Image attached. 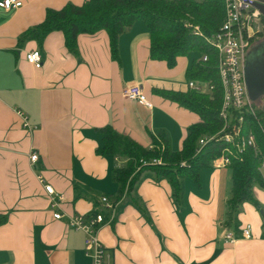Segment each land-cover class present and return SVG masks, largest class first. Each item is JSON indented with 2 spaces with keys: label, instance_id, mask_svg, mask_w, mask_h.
Returning a JSON list of instances; mask_svg holds the SVG:
<instances>
[{
  "label": "crops",
  "instance_id": "0c3cea01",
  "mask_svg": "<svg viewBox=\"0 0 264 264\" xmlns=\"http://www.w3.org/2000/svg\"><path fill=\"white\" fill-rule=\"evenodd\" d=\"M67 2L84 0L0 6V215H7L0 223V264H93L85 231L68 219L98 204L105 217L99 237L112 264H264V184L253 189L258 204L244 200L228 221V164L212 161L198 177L185 175L179 193L168 177L146 169L131 191L119 195L114 170L126 159L98 152L99 128L112 125L145 146L166 134L170 146L181 149L201 116L163 91L190 89L193 57L181 55L174 66L151 57L143 20L120 34L116 57L105 29L80 33L78 54L62 30L49 32L42 44L21 39L47 8ZM36 48L43 57L39 67L27 59ZM133 84L143 86L152 106L124 95ZM44 183L64 193L62 218L54 217ZM103 195L113 206L102 203ZM248 224L250 237L243 234ZM228 230L234 241L226 239Z\"/></svg>",
  "mask_w": 264,
  "mask_h": 264
},
{
  "label": "trees",
  "instance_id": "16d2710c",
  "mask_svg": "<svg viewBox=\"0 0 264 264\" xmlns=\"http://www.w3.org/2000/svg\"><path fill=\"white\" fill-rule=\"evenodd\" d=\"M224 18V0H84L81 4L67 2L60 8H47L45 18L23 32L22 40L36 39L42 44L49 32L62 30L67 47L78 54L80 33L105 29L110 36L112 54L116 57L120 34L127 26L143 20L150 32L151 57L166 60L174 66L179 56L191 55L193 60L187 70L189 79L214 84L213 89L206 91L191 87L187 91H163L201 116L199 122L189 126L181 149H173L166 134L154 136L152 145L145 146L112 125L99 128L102 144L98 152L126 159L114 170L120 183L119 195L125 189L131 191L146 169L168 177L179 193L182 177H198L199 171L210 166L222 152L223 140H212L200 146L199 138L223 127L219 114L223 87L217 68V51L207 37L220 29ZM204 54L208 55L207 60L201 59ZM255 105L256 112L248 115L244 129L245 133L255 132L257 146H248L238 152L228 164L233 179L232 196L228 199V221L233 219L244 200L251 199L258 204L253 189L256 183L264 184L261 170L264 164V102ZM154 159H161V162ZM6 219V214L0 215V223Z\"/></svg>",
  "mask_w": 264,
  "mask_h": 264
},
{
  "label": "built area",
  "instance_id": "2783aa9c",
  "mask_svg": "<svg viewBox=\"0 0 264 264\" xmlns=\"http://www.w3.org/2000/svg\"><path fill=\"white\" fill-rule=\"evenodd\" d=\"M225 18L220 29L207 39L217 51V68L219 78L223 87L222 104L220 117L223 120V127L212 134L202 135L199 138V145L202 146L209 141H224L225 146L222 152L213 159L215 165H227L238 152L244 151L248 146H257L256 134L253 131L245 133V125L249 114H255L256 108L253 104L246 82L245 66L246 52L253 43L255 37L262 28L258 18L263 14L256 5L257 0H224ZM23 0H0V6L6 9H13L22 6ZM27 59L41 66L43 63L41 49H33L27 53ZM202 60H207L208 55L204 54ZM189 86L199 91L211 90L214 84L203 80L190 79ZM126 97L138 100L139 102L152 106L141 84L126 86L123 90ZM27 122V115L19 110ZM32 161L38 159V153H31ZM161 162V159H154ZM264 170V164L261 165ZM45 190L50 197V207L54 217L62 218L65 214L60 210L64 193L56 190L51 183H44ZM103 204L113 206L107 195L101 198ZM98 204L93 212L88 214L76 213L69 216L68 222L71 226L79 228L86 233V254L92 258L93 264H112L110 254L99 237V229L105 220ZM246 237L252 235L250 224L243 228ZM225 237L229 241L236 238L232 231H227Z\"/></svg>",
  "mask_w": 264,
  "mask_h": 264
},
{
  "label": "water",
  "instance_id": "95a60500",
  "mask_svg": "<svg viewBox=\"0 0 264 264\" xmlns=\"http://www.w3.org/2000/svg\"><path fill=\"white\" fill-rule=\"evenodd\" d=\"M256 5L264 14V0H257ZM264 50L253 62L246 61L245 75L249 94L252 99L264 93Z\"/></svg>",
  "mask_w": 264,
  "mask_h": 264
},
{
  "label": "rangeland",
  "instance_id": "374dc122",
  "mask_svg": "<svg viewBox=\"0 0 264 264\" xmlns=\"http://www.w3.org/2000/svg\"><path fill=\"white\" fill-rule=\"evenodd\" d=\"M257 21L260 22L261 26H263L262 24V20L261 17L257 19ZM257 38L256 37L253 41V43L248 47L247 52H246V60L251 63L253 62L255 59H257L258 56H260V54L263 52V47H261L260 45L257 44ZM200 58V57H199ZM198 58V59H199ZM264 99L263 98H255L253 99V104L254 106H256L255 104L257 103H262L263 104ZM264 132V131H263ZM263 175H264V170H263Z\"/></svg>",
  "mask_w": 264,
  "mask_h": 264
},
{
  "label": "flooded vegetation",
  "instance_id": "af4514ba",
  "mask_svg": "<svg viewBox=\"0 0 264 264\" xmlns=\"http://www.w3.org/2000/svg\"><path fill=\"white\" fill-rule=\"evenodd\" d=\"M261 20H262V28L260 29L259 33L257 34L256 37L257 38V44L260 45L261 47H263V50H264V14L261 15ZM255 37V38H256ZM263 57H264V54H263ZM247 61V60H246ZM258 98V97H257ZM259 98H263L264 99V93H262Z\"/></svg>",
  "mask_w": 264,
  "mask_h": 264
}]
</instances>
